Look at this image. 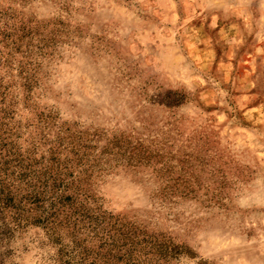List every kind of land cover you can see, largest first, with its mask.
<instances>
[{
    "label": "rangeland",
    "instance_id": "1",
    "mask_svg": "<svg viewBox=\"0 0 264 264\" xmlns=\"http://www.w3.org/2000/svg\"><path fill=\"white\" fill-rule=\"evenodd\" d=\"M0 264H264V0H0Z\"/></svg>",
    "mask_w": 264,
    "mask_h": 264
},
{
    "label": "trees",
    "instance_id": "2",
    "mask_svg": "<svg viewBox=\"0 0 264 264\" xmlns=\"http://www.w3.org/2000/svg\"><path fill=\"white\" fill-rule=\"evenodd\" d=\"M10 200V197L3 195V192L0 190V203L4 204L5 206H8Z\"/></svg>",
    "mask_w": 264,
    "mask_h": 264
}]
</instances>
